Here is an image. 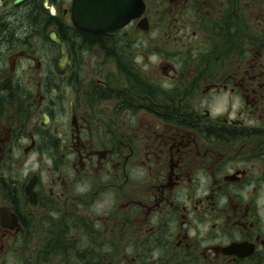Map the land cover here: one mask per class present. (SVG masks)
I'll return each instance as SVG.
<instances>
[{"label": "flooded vegetation", "instance_id": "1", "mask_svg": "<svg viewBox=\"0 0 264 264\" xmlns=\"http://www.w3.org/2000/svg\"><path fill=\"white\" fill-rule=\"evenodd\" d=\"M111 2L0 0V264H264V0Z\"/></svg>", "mask_w": 264, "mask_h": 264}, {"label": "water", "instance_id": "2", "mask_svg": "<svg viewBox=\"0 0 264 264\" xmlns=\"http://www.w3.org/2000/svg\"><path fill=\"white\" fill-rule=\"evenodd\" d=\"M22 1V0H19ZM111 4L107 5L108 9L104 11L102 9L101 5H98L97 9L101 11V13H96V16L102 17V20H106L109 22L110 27H103L101 30L103 31H110L114 30L116 28L124 26L126 23H128L132 18H136L140 16L143 5L141 4V0H111ZM104 8V6H103ZM105 9V8H104ZM79 0H75V6H74V17L75 22L78 26L80 25L79 21ZM100 21V22H101ZM99 30V29H96ZM56 39V38H55ZM62 49H63V56L62 61L64 59H68V56L64 52V45L61 43ZM66 55V58H65Z\"/></svg>", "mask_w": 264, "mask_h": 264}]
</instances>
